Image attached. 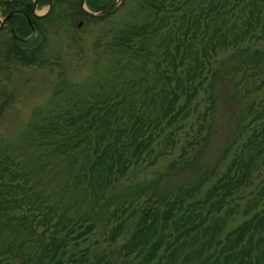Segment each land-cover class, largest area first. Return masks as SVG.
<instances>
[{
	"label": "trees",
	"instance_id": "16d2710c",
	"mask_svg": "<svg viewBox=\"0 0 264 264\" xmlns=\"http://www.w3.org/2000/svg\"><path fill=\"white\" fill-rule=\"evenodd\" d=\"M65 1L55 0L50 13L41 19L32 18L30 27L12 28L15 37L29 36L25 43L16 42L11 35L8 41L0 39L4 41L1 62L33 64L44 42V27L58 19ZM79 1L69 0V10L77 16L91 22L108 17L86 15L78 8ZM112 1L84 0V5L90 13H97ZM127 14L131 15L130 22L112 35L108 46L116 57L133 54V60L140 62L137 68L143 74L140 79L143 82L147 75L145 66L151 63L153 70L149 74L153 81L150 90L146 85L143 92L140 89L136 93L127 90L121 95L123 102L112 104L107 100L119 98L122 91L102 95L100 99L103 100L97 104H81L74 100V112H67L63 120L68 123L65 125L69 127L68 133L59 134L57 125L52 126L53 122L46 124L48 130L45 134L51 139L45 137L41 140L44 153L45 145L49 143L55 154L50 159L51 154L41 156V165L33 169L38 174L49 175L54 171L66 174L73 182L71 190L77 188L78 194L84 195V184L92 187L93 200L103 198L128 171L150 158L154 146L163 144V148H172L176 144L178 132L197 110L196 106L192 107V102L204 86H208L211 92L207 101L213 105L214 97L226 93L224 81L217 82L221 74L225 79L231 78L239 71L245 74L250 68L252 78L257 69H261L258 59L264 54V0H200L199 3L197 0H136L132 11ZM213 84L217 86L215 95L212 94ZM263 87L264 78L259 80L257 89ZM262 93L260 110L252 119L254 125L243 147L245 150L238 152L217 179L205 180L209 182L208 188L198 196L203 184H198L191 189L192 193L185 195L189 198L183 197L182 189L171 201L154 193L152 197L156 203H162L163 208L148 207L143 211L136 222L134 235L122 246L125 256L143 254V259L139 258L140 264H155L160 250L176 253L188 247L185 239L195 231L197 236L206 238L203 264H264V180L256 196L248 200L243 210L244 219L223 234L227 222L233 220H229L226 214L227 211L233 213V207L231 209L228 203L254 179L256 161L264 151V89ZM60 119L58 114L54 121L61 122ZM249 127L242 125L240 130ZM199 134L193 135L187 145L191 147L198 142ZM50 165L55 169L49 170ZM56 166L61 171H56ZM6 169L0 165V174ZM7 173L11 181L15 179L12 169L9 168ZM13 185L0 189V257L5 260L8 257L20 261L27 259L22 261L23 264H64L65 241L56 237V231L48 236L47 243H43L35 237V226L27 224L22 216L10 215L18 212L16 210L22 204L21 200L6 199L3 194H11L22 187ZM45 190L53 195V188ZM60 193L58 189L57 194ZM140 193L136 190L133 200H138ZM125 195L120 196L124 199ZM186 200L190 201L186 214H179L178 208ZM60 215L63 217L65 213ZM195 218L198 220L196 224L193 223ZM169 226H174L173 230L178 232L175 238L167 232ZM91 228L90 224L86 225L85 232ZM121 228L122 224L115 227L117 234ZM184 236L183 240H178ZM201 250L202 247L198 246L195 255L198 256Z\"/></svg>",
	"mask_w": 264,
	"mask_h": 264
},
{
	"label": "rangeland",
	"instance_id": "374dc122",
	"mask_svg": "<svg viewBox=\"0 0 264 264\" xmlns=\"http://www.w3.org/2000/svg\"><path fill=\"white\" fill-rule=\"evenodd\" d=\"M121 3L107 14L108 17L92 22L64 6V10L58 12V19L44 27V42L33 64H3L0 57V165L7 168L0 174V189L8 184L22 186V190L3 193L6 199L22 202L20 209L16 210L18 212L10 215L22 216L27 224L35 226V237L43 243H47L48 236L56 231V237L65 241L64 264H140L143 254L142 257H135V253L125 256L122 246L134 235L136 222L143 211L148 207L163 208L162 203H156L152 195L161 194L171 201L182 189L183 197L189 198L185 195L198 184L203 186L196 196L202 194L209 184L204 181L211 177L217 179L238 152L245 150L243 147L254 125L252 119L260 110L264 87L261 90L257 88L259 80L264 78V54L258 59L261 69H257L252 78L250 68L245 74L237 72L233 78L225 79L221 74L217 82L224 81L226 93L214 97L213 105L207 101L211 92L208 86H204L192 102V107L196 106L197 110L178 132L176 144L172 148H163V144L154 146L150 158L128 171L124 179L114 184L103 198L93 200L92 187L85 184L84 195L78 194L77 188L71 190L73 182L66 174L34 172L33 169L41 165L43 156L51 154L50 159L55 154L53 145L49 143L45 145L44 153V142L41 140L48 136L45 134L48 130L46 124L53 122L52 126L57 125L59 134L68 133L69 127L65 126L68 123L63 120L67 112H74V100H79L81 104H97L103 100L100 99L102 95L122 91L119 98L107 100L112 104L121 101V95L127 90L136 93L140 89L143 92L145 85L150 90L153 81L149 74L153 70L151 63L145 66L147 80L143 82L140 80L143 74L137 68L140 62L133 60V54L116 57L109 49L112 35L130 22L131 15L127 13L132 11L136 0H122ZM46 9L43 6L35 14L41 15ZM83 9L88 11L85 5ZM215 84L213 95L217 91ZM58 114L63 125L54 121ZM242 125L250 127L240 130ZM195 134H199L196 138L198 142L190 147L187 144L191 143L190 138ZM50 139L49 136L47 140ZM256 162L254 179L228 203L231 209L233 207V213L227 211L226 214L229 220H233L227 222L223 234L244 219L243 210L248 200L256 196L264 180V151ZM9 168L15 176L12 181L7 173ZM53 169L55 167L50 165L49 170ZM59 170L56 166V171ZM50 188H53V195L45 190ZM58 189L60 194H57ZM136 190L141 192L140 198L133 200ZM128 193L130 195H125ZM120 195H125V198ZM189 202L186 200L178 208L179 214H186ZM60 213L65 215L62 217ZM197 222L195 218L193 223ZM88 224L92 228L85 232ZM120 224L122 228L117 234L115 227ZM173 227L169 226L167 231L172 233L171 238L178 233ZM196 233H189L185 239L189 246L176 253L160 250L155 264H203L205 252L202 251L206 238ZM183 238L185 236L178 240ZM198 246L202 250L196 256ZM23 253H26L25 249ZM22 261L0 257V264H23Z\"/></svg>",
	"mask_w": 264,
	"mask_h": 264
},
{
	"label": "flooded vegetation",
	"instance_id": "af4514ba",
	"mask_svg": "<svg viewBox=\"0 0 264 264\" xmlns=\"http://www.w3.org/2000/svg\"><path fill=\"white\" fill-rule=\"evenodd\" d=\"M41 2L42 4H40ZM48 2L49 0H0V39L8 41V37L11 35L16 42L21 44L25 43L26 38H29V36L26 38L15 37L12 28L23 25H28L30 27V20L32 18L41 19L46 17L52 10L55 0H51L49 9H46V11L41 14L43 16L36 15L35 12L40 11L43 6L48 8ZM63 6L70 8L69 0H66ZM78 8H81V0L78 3ZM0 41L1 51L2 48H4L1 46V44H4V41Z\"/></svg>",
	"mask_w": 264,
	"mask_h": 264
},
{
	"label": "water",
	"instance_id": "95a60500",
	"mask_svg": "<svg viewBox=\"0 0 264 264\" xmlns=\"http://www.w3.org/2000/svg\"><path fill=\"white\" fill-rule=\"evenodd\" d=\"M83 2H84V0H81L82 11L88 16L97 18V17H103V16L107 15L109 12H111L117 6V4L120 2V0H113L111 2V4L106 9H104L100 12H97V13H90L87 10L83 9ZM50 5H51V0H49V2H48L47 10L49 9ZM41 16H43V15H41Z\"/></svg>",
	"mask_w": 264,
	"mask_h": 264
}]
</instances>
